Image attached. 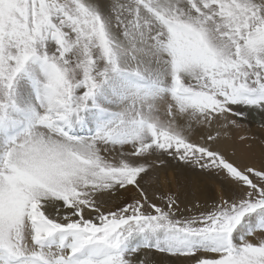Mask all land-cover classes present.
Segmentation results:
<instances>
[{"label": "snow or ice", "instance_id": "1", "mask_svg": "<svg viewBox=\"0 0 264 264\" xmlns=\"http://www.w3.org/2000/svg\"><path fill=\"white\" fill-rule=\"evenodd\" d=\"M0 264H264V0H0Z\"/></svg>", "mask_w": 264, "mask_h": 264}, {"label": "bare ground", "instance_id": "2", "mask_svg": "<svg viewBox=\"0 0 264 264\" xmlns=\"http://www.w3.org/2000/svg\"><path fill=\"white\" fill-rule=\"evenodd\" d=\"M255 150H256L257 152H259V147L256 146ZM176 175H177V172H176L175 170H169L168 176H169V179L172 180V184L169 185V187H171V189H172L173 191L176 190V182H175V176H176ZM208 188H209V190H210V192H211L212 194H215V187H214L213 185L209 184V185H208ZM191 193H192L191 191H187V190H186V193H182V195H183V194H187L188 197L190 198V194H191Z\"/></svg>", "mask_w": 264, "mask_h": 264}, {"label": "rangeland", "instance_id": "3", "mask_svg": "<svg viewBox=\"0 0 264 264\" xmlns=\"http://www.w3.org/2000/svg\"><path fill=\"white\" fill-rule=\"evenodd\" d=\"M192 197V193L190 194V198Z\"/></svg>", "mask_w": 264, "mask_h": 264}]
</instances>
